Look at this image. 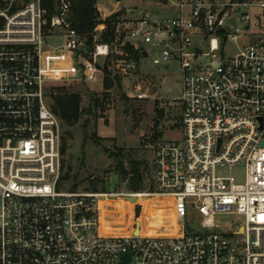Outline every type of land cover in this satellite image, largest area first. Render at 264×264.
Returning <instances> with one entry per match:
<instances>
[{
	"label": "built area",
	"instance_id": "built-area-1",
	"mask_svg": "<svg viewBox=\"0 0 264 264\" xmlns=\"http://www.w3.org/2000/svg\"><path fill=\"white\" fill-rule=\"evenodd\" d=\"M152 1L160 11L97 0L103 20L139 11L117 16L113 40L89 47L73 27L72 0H53L50 15L41 0H0V264H264V0ZM57 29L81 58L82 80L114 53L124 75L141 59L178 64L182 136H142L152 154L143 193L60 188L59 119L42 66L44 38ZM228 42L236 53H226ZM138 91L133 98L147 97ZM238 164L244 183L216 174ZM139 194L171 199L176 234L103 232L113 200ZM188 209L204 231H186ZM228 214L243 222L210 231Z\"/></svg>",
	"mask_w": 264,
	"mask_h": 264
},
{
	"label": "rangeland",
	"instance_id": "rangeland-1",
	"mask_svg": "<svg viewBox=\"0 0 264 264\" xmlns=\"http://www.w3.org/2000/svg\"><path fill=\"white\" fill-rule=\"evenodd\" d=\"M100 1L107 5L109 10L114 9V6L110 4L114 3V0ZM125 5L136 6L138 9L149 8L153 12L160 11L152 0H124L118 6L123 8ZM99 39L100 30L97 28L90 47L100 42ZM62 44V32L58 29L54 34L44 38L42 66L44 76L48 78L46 96L49 99L51 93L59 92L60 88L78 92L83 98L82 107L91 106L92 114L82 116L74 125L62 126L59 121L60 146L62 136L66 138L67 143L66 153L61 155V165H63L61 174L67 173L71 177L62 186L60 185V188L70 189L75 178L79 190H89L93 181L99 189L104 188L105 191L130 192L127 188V181L122 180L116 171L115 164L118 159L116 154L120 151L124 152L123 163L126 168L129 167L130 160H145L147 163L152 154L142 145L141 139L144 134L154 133L156 139H180L182 136V105L177 100L181 94L178 64L171 62L168 67H165L163 64H154L152 58L141 59L131 74L124 75L117 65L119 55L114 53L108 58L99 57L97 62L99 70L92 80L86 81L80 79L81 58L78 57L77 51L63 48ZM236 51V43L226 44L227 54H234ZM154 54V51H151V55L154 56ZM105 65H108V71L115 78L107 91L104 89L103 82ZM139 87L146 94V98L132 97L139 93ZM153 87L156 89L154 90ZM92 96L100 99L99 106L93 105ZM176 121L178 124H175ZM93 132L96 137L92 136ZM216 174L232 176L236 183L241 184L245 181L246 169L243 164L232 167L218 166ZM144 189L145 185L142 190L133 192L143 193ZM127 200L126 197L113 200L114 212L105 214L103 211L102 220L111 221V226L115 231L131 232L141 215L142 204L146 210L144 224L147 227L148 220L156 207L155 199L135 196V200L141 203L138 205V216L133 206L131 212L128 210L124 215L118 211ZM159 203L166 206L163 199ZM125 208L129 209L128 206ZM172 211L173 206H166L156 231L164 232L166 227L177 230V220ZM200 220L201 215L197 211L188 209L184 219L186 231H204L200 228ZM242 222L243 219L238 215H220L216 218L219 228L210 231L230 232Z\"/></svg>",
	"mask_w": 264,
	"mask_h": 264
},
{
	"label": "trees",
	"instance_id": "trees-1",
	"mask_svg": "<svg viewBox=\"0 0 264 264\" xmlns=\"http://www.w3.org/2000/svg\"><path fill=\"white\" fill-rule=\"evenodd\" d=\"M43 8L48 12L50 15L53 11V0H41ZM97 0H72V22L73 27L82 35L86 37V45L90 47L93 43V40L96 35V28L99 25L100 27V42H110L114 38V31L116 27V17L122 14H126L125 10H122L112 16L101 19L98 13L97 7ZM0 6H4L3 3H0ZM126 50L131 52L135 58L138 59L139 54L138 51L134 49L132 45H126ZM108 65L104 67V89L107 91L113 83L115 79L114 76L108 71ZM107 95V94H105ZM93 105L95 107L99 106L100 99L98 97L92 96ZM82 95L78 92H70L66 91L65 88H60L59 92L51 93L48 102L50 104L51 109L58 117L60 124L62 126L66 125H74L76 124L82 116H89L92 114L91 106L87 108L82 107ZM59 124V127H60ZM93 137L95 133H92ZM61 146L60 151L61 155H64L67 150V143L66 138L62 136L61 138ZM118 159L117 163L115 164L116 171L120 174L122 180L127 181V188L130 191H139L142 190L144 187V180L142 171L146 166L145 160H130L129 167L126 168L123 163L124 152L120 151L116 154ZM121 158L122 160H120ZM63 165H61L62 169ZM71 177L69 174H61L59 185L62 186L64 182L69 180ZM78 188V183L75 181L71 185L70 190H76ZM89 190H102L105 191L104 188L99 189V187L92 181L91 186L88 188ZM135 196H132L130 200L128 199L124 206L119 207V210L123 215L127 213L129 210L131 212L132 206L136 203ZM141 204V203H140ZM128 206L129 209L125 207ZM142 211L139 219L136 222V226L131 231L134 235H140L147 231V228L144 224V217L146 216L145 207L141 204ZM136 216L139 215V206L137 205L135 208ZM103 227L105 228L106 232L108 233H122L121 231H115V229L111 226V221L106 222L103 219L102 222ZM173 231V228L166 227L164 229L165 234H169ZM126 232V233H131ZM159 233L158 231H155Z\"/></svg>",
	"mask_w": 264,
	"mask_h": 264
},
{
	"label": "bare ground",
	"instance_id": "bare-ground-1",
	"mask_svg": "<svg viewBox=\"0 0 264 264\" xmlns=\"http://www.w3.org/2000/svg\"><path fill=\"white\" fill-rule=\"evenodd\" d=\"M134 196H137V195H134ZM139 196L147 197L144 194H139ZM152 198L155 199L156 207H155L153 215L148 220L147 227H146L147 231L145 233H143V234H140V235H160V236H165V235L176 234L177 230L174 229V228H173V231L170 232L169 234H165L163 231L159 232V233L155 232L157 230L159 224H160V221H161V218H162V213L166 209V206H173V205H172L171 199L169 197L160 198L159 196H152ZM162 199L165 200V203H166L165 205L166 206H164L162 203L161 204L159 203V201L162 200ZM101 222H103L102 217H101ZM102 230H103V232H106V230L103 227V225H102Z\"/></svg>",
	"mask_w": 264,
	"mask_h": 264
},
{
	"label": "water",
	"instance_id": "water-1",
	"mask_svg": "<svg viewBox=\"0 0 264 264\" xmlns=\"http://www.w3.org/2000/svg\"><path fill=\"white\" fill-rule=\"evenodd\" d=\"M23 3H24V2H22V4H23ZM126 11H127L128 13H134V12H138L139 10H137V9H135V8H127ZM84 49H86V48H84Z\"/></svg>",
	"mask_w": 264,
	"mask_h": 264
},
{
	"label": "crops",
	"instance_id": "crops-1",
	"mask_svg": "<svg viewBox=\"0 0 264 264\" xmlns=\"http://www.w3.org/2000/svg\"><path fill=\"white\" fill-rule=\"evenodd\" d=\"M134 212H135V208H134Z\"/></svg>",
	"mask_w": 264,
	"mask_h": 264
}]
</instances>
